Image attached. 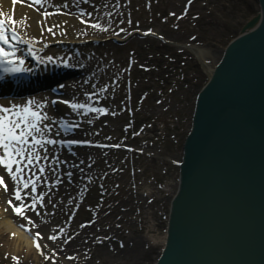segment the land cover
<instances>
[{
  "label": "rangeland",
  "instance_id": "obj_1",
  "mask_svg": "<svg viewBox=\"0 0 264 264\" xmlns=\"http://www.w3.org/2000/svg\"><path fill=\"white\" fill-rule=\"evenodd\" d=\"M115 2L99 0V10L91 7L95 15L107 17L111 8L115 12L101 28L121 37L132 31H149L171 43L196 46L204 51L202 61L208 69L219 60L227 42L239 34L243 23L258 12L255 0H123L122 9ZM107 36L96 40L91 58L87 54L93 86H82L79 91L99 92L101 105L99 101L97 105L114 114L103 118L88 114L89 119L96 118L98 126L96 134H91L93 140L118 143L120 148L76 151L90 171L86 173L82 165L75 174L67 175L66 181L59 180L52 167L40 175L33 194L38 198L36 209L28 208V219L19 217L17 223L20 229L28 225L33 234L41 236L28 214H40L43 203L50 210L46 231L56 239L45 242L39 238L42 249H38L37 264H153L163 245L168 186L177 179L174 162L179 161L194 98L207 73L189 50L133 34L124 45L116 46ZM166 70L171 71L167 74ZM176 72L182 77L174 79ZM123 105L132 110V132L136 124L150 125L145 147L138 139H133L132 145L127 142L130 133L125 134L122 126L129 118ZM126 146L139 153H127ZM56 152L63 157L66 151ZM49 161L53 159L49 157ZM52 184L53 189L44 188ZM38 185L42 186L39 192ZM13 189L8 187L10 196ZM49 194L51 205L47 206L44 201ZM31 203L30 198L27 205ZM61 249L64 251L58 253ZM0 264L16 263L1 257Z\"/></svg>",
  "mask_w": 264,
  "mask_h": 264
},
{
  "label": "water",
  "instance_id": "obj_2",
  "mask_svg": "<svg viewBox=\"0 0 264 264\" xmlns=\"http://www.w3.org/2000/svg\"><path fill=\"white\" fill-rule=\"evenodd\" d=\"M255 1L195 96L153 264H264V0Z\"/></svg>",
  "mask_w": 264,
  "mask_h": 264
},
{
  "label": "snow or ice",
  "instance_id": "obj_3",
  "mask_svg": "<svg viewBox=\"0 0 264 264\" xmlns=\"http://www.w3.org/2000/svg\"><path fill=\"white\" fill-rule=\"evenodd\" d=\"M45 0H30L29 6L39 5L43 7ZM80 0H77L79 3ZM85 3L88 0H84ZM64 7L67 8L68 4H64ZM39 11V8H36ZM41 16L47 18L54 14H65V13H49L41 12ZM81 16L84 15L83 12L80 13ZM91 16V13H88ZM81 23H88L86 20L81 19ZM15 21H13V26L6 25L3 19H0V73L8 74H18V73H31L33 72L32 68L23 67L25 61L20 58H16V47L15 44L11 41L17 43L28 44L29 41L18 39V33L15 30ZM41 24V21L37 22ZM55 27H58L55 26ZM90 27L94 29H101L99 23H92ZM52 32V28L46 27V25L41 27V32L44 30ZM107 31V29H102ZM10 34V35H9ZM7 46V49L4 47ZM28 52L38 61L40 64L45 63H55L51 56L47 57L45 61L42 57L36 56L35 52L31 47L28 48ZM60 65H57L59 67ZM64 67H70L67 61L63 62ZM82 66V65H81ZM2 78V75H0ZM60 88H63L64 85H60ZM57 89H53V92H56ZM104 91V89H101ZM91 96L88 97L91 100ZM51 104L55 105L57 103H64L70 107V109L75 112L77 115H86L87 113H100L104 114L105 109L92 107L88 103H75L69 101H50ZM44 107L43 104L37 103L35 100H28L24 106L14 105L12 108L0 107V169L10 178V181L14 185L12 200H8L7 203L12 208L14 215L19 216L24 219H28L25 216V211L28 208H31L33 211L36 209L37 197L34 195L25 192L24 190L29 189L31 186V193L34 194L37 191L36 183L39 181L40 176L36 173L37 171L42 175L45 171V168L40 165L42 160L47 161L49 159L47 152V145H57L61 144L65 147L70 146L75 143L80 144H89L88 141H74V140H56L49 139L48 133L52 132L51 124H60V128L57 130L56 135L59 136L61 131L67 134L71 132L73 128H78L80 125L78 122H59L52 121L51 124L44 123L49 120V117L46 113H42L40 109ZM35 109V110H34ZM83 110V112H81ZM88 123L91 124L92 120L89 119ZM118 147V145H117ZM43 150L45 155L41 156L40 151ZM56 164L59 165L61 162L58 157H53ZM83 163V162H81ZM53 172L56 169H52ZM70 177L71 172L67 173ZM0 187L3 188L4 192L7 193L8 186L5 183V178L3 174H0ZM24 192V195H22ZM31 198L32 203L27 205L24 203L25 199ZM42 199V197H40ZM13 200L18 201L19 204H13ZM7 211V209H6ZM39 215V213H37ZM31 223V221H29ZM24 227V225H21ZM30 231V229H29ZM39 236V233L36 234ZM49 239L55 240V236L49 237ZM37 249L40 245L36 244ZM13 260L16 261V264H19L18 258L13 257Z\"/></svg>",
  "mask_w": 264,
  "mask_h": 264
},
{
  "label": "bare ground",
  "instance_id": "obj_4",
  "mask_svg": "<svg viewBox=\"0 0 264 264\" xmlns=\"http://www.w3.org/2000/svg\"><path fill=\"white\" fill-rule=\"evenodd\" d=\"M56 3H58L56 5V11H52L54 8L50 6H55ZM29 4H30V0H0V17H3V19L4 18L9 19L10 26H13V21H15L16 23L14 27L15 30L20 34V40L31 41V43H33V39H35L36 44L38 45L39 48L38 51L42 52L43 50L41 49L43 48L47 53L50 51L48 48L61 51V48H64L65 46H70L69 43L73 34H76V36L79 35V37L75 38V40L80 38L81 39L87 38L89 40L91 38L90 33L93 31V29H88L86 34H82V27L85 24L81 23L80 21L81 19L84 18L86 19V17L84 15H83L84 17L80 15L81 12L79 8L74 7L73 5L71 8L69 6L70 2H65L63 0H60L59 2H57L56 0H52V1L48 0L46 3L43 4L42 8L39 5L30 7ZM64 4H68V7L65 8ZM48 7H50V9H47ZM36 8H39V11H37ZM45 11L49 13H65V14H60V15L54 14L45 18L40 14L41 12H45ZM108 13L115 14L113 8H111ZM99 19L100 21L103 20L102 18ZM106 20L107 17L104 16V20L102 21V23ZM38 21H41L42 23L38 24L37 23ZM44 25H46V27L52 28L51 34H53V37L50 36V32H48L46 28L43 32H41V27ZM57 25L58 27H55ZM62 29H64L63 34L61 31ZM119 32L121 33V31ZM59 40H63L64 42L68 40V45L66 43H62L60 45L56 44ZM46 45H50V46L46 47ZM94 50H96V48L90 49V51H94ZM188 50L191 51L195 55V57H197V59L203 63L202 57L204 51L202 49L195 46L193 47L189 46ZM17 53L20 55V53H23V50L20 53L19 52ZM42 55H40L39 57H42ZM51 57L53 58V56ZM69 60L72 59L69 58ZM203 67L205 70H207V73L210 72V69H208L206 66ZM80 82L81 81H79L78 83ZM1 87L4 88L5 91L9 90L8 84H1ZM27 87H28L27 85H24L18 90L20 92H24L26 91ZM73 89H75V87H73ZM31 97L32 100H35L38 103L40 100H42L45 97L48 100L50 96L47 95L45 91H40L37 93V95ZM1 99L2 100L0 107L12 108L11 105L6 100V98H1ZM18 106L20 105L18 104ZM44 108L47 109V105H44ZM83 125H84L83 128L85 129L86 124L83 123ZM78 162H81V160L78 159ZM60 164L62 165L60 170H67V169L69 170L70 168L75 167L74 165H72L71 167L70 164H63V162ZM51 165L52 163L48 162L47 166H51ZM0 171H2V169H0ZM2 174L4 175L5 183L7 184V186H14L13 183L10 181V178L4 172H2ZM48 179L51 181L52 177L48 176ZM41 188L42 186L38 185V192L41 190ZM44 188L47 189L50 188V186L44 185ZM27 192L31 196V192L29 190H27ZM12 199L13 198L12 196H10L9 190L7 191V193H5L4 190L0 188V258L3 257L8 262L12 260L13 262L16 263V261L13 260V257H16L18 258L19 264H28V263L37 264L38 263L37 256L39 254V251L38 249H36L37 242L35 238L38 239V243H39V238H42V240L44 241L49 239V234L46 231L47 230L46 222L50 210L45 209V205L43 203L42 207L40 205L39 215L30 214V216L33 217L34 219L33 222L34 228L37 229V232H39V230L40 232H42L41 236H37L35 233L34 234L32 233V230H30L27 233L17 226V223L20 221V218L19 216L14 215L12 209H10V206L7 203L8 200H12ZM50 199H51V194H49L46 200L44 201L47 206L51 205ZM29 201L30 198L28 200L25 199L24 203L27 204ZM14 202L15 201L13 200V203ZM40 248L42 249V247ZM62 251H64V249L59 250L58 253ZM61 255L62 254H58V257H61Z\"/></svg>",
  "mask_w": 264,
  "mask_h": 264
}]
</instances>
